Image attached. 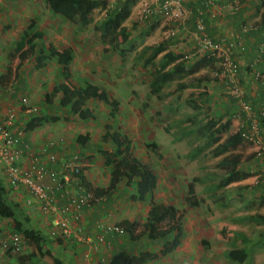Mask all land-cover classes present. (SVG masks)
Wrapping results in <instances>:
<instances>
[{
  "label": "crops",
  "instance_id": "1",
  "mask_svg": "<svg viewBox=\"0 0 264 264\" xmlns=\"http://www.w3.org/2000/svg\"><path fill=\"white\" fill-rule=\"evenodd\" d=\"M189 1L194 2V0H182V3L186 8L191 10L186 4L187 2L189 3ZM229 1L231 0L219 1L222 10L215 18H208L206 12H203L205 30L213 39L227 37L231 40L240 37V39L243 40L245 51L235 56L239 64L238 85L242 91L243 98L252 105L254 113H256L255 109L259 111L262 109H258L260 108L259 96L264 90V87L261 82L254 80L251 72L253 70L264 72V61H262V63L254 62L256 58V56H254V48H258L262 45L264 46V39L261 40L264 34L262 32L258 33L259 31L257 30L259 14L257 15L255 13L257 8H255L256 4L254 1L245 0L246 3H241L235 12H227L226 7ZM99 2L100 5L97 6L92 13L93 22L102 20L105 15L106 7L112 5V3H110L105 8H102L101 0H99ZM135 6H138L137 1H135L134 5L131 7V12L127 19L132 17L133 8ZM99 10L102 12L104 11L102 17L100 15L97 17L95 16V12ZM49 11L51 10L46 6L44 0H0V83L11 75L13 87L12 93L7 91L8 85L11 83H7L4 86L0 84V111L8 108L14 109L16 119L12 130L14 132H21V143L18 147L23 151L25 159H27L30 154H36L39 156L42 164L47 168L59 169L61 161L69 160L72 156L76 155L78 157V163L81 165V174L85 181L81 183L78 176H72L69 181V187L75 190L77 184H79L85 190L94 193L95 196H102L103 199L93 201L88 206H84L78 216L69 217L68 223L70 227L75 230L80 229L79 237L83 239L82 241H77L75 239H66L60 234V229L52 222L53 217H58L56 214L51 213L49 216L42 215L38 209L27 207L25 204L26 196L22 192H10V199L19 203L23 210L25 208L31 219L30 224L45 235L46 243L42 247V251L46 249L49 250L66 264H137L136 258H138L142 252H149L157 255L154 259L147 260L142 264H258L260 258L257 252L255 250H250L246 245L250 241L248 236L237 233L240 244L235 247H230L228 245L231 240L229 242L227 241L230 237H236L233 235L231 236V232H235L241 228V220H244V217L241 215H247L246 211L243 212V210H247L245 209V205H247V207L253 205L252 207L256 208L264 200V182L258 180L256 184L252 185L251 182H253L255 176L248 174V172H253L251 162L258 161L256 163L258 165L259 163H264V158L257 157L254 154V157L243 167L240 165L241 161H239L236 164L235 170L238 171L239 174L245 173L247 175L242 178H231L229 182H221V184H219L221 194H217V196L205 193L199 194L198 187H200V185L205 188V190L206 188L208 189L209 185L205 182H198V184L195 182L194 191L200 203L195 207L188 205L184 200L187 194L176 195L175 183L161 182L160 177L161 172H163V170L166 171V169H164V163L167 161V158L162 157L163 152L173 155L174 150L178 147L176 138L169 137L168 139V136H166L168 132L163 131V127L160 126L158 119H156V117L161 119L162 117L163 119L172 117V112L179 104L178 101L167 98V93L162 92L163 88L161 87L164 84L160 87L157 93L158 96L149 91L150 87L147 84L146 87L148 88H146V90L142 89L141 96L138 95L136 98L135 96L133 98L127 97V104L132 105L133 102H136V105L138 104L145 108H150L149 106L152 104L154 106L153 110H145L142 111L141 114H138V111L135 110L134 105H132L129 107L128 111L125 110V114L127 113V115L122 119L123 123L115 125V117L109 118L108 108L101 101L89 100L87 106L92 110L90 103L95 102L98 106L101 105L99 106L101 107V112L98 113L92 110L94 115L93 119L81 120L77 116L68 113L66 109L59 107L58 96H54L53 99L49 101L50 103L44 100V94L50 92L52 87L61 81L60 67L57 65L55 59H50L45 67L35 69L34 55H29L22 60L18 67H15L17 60V53L14 52L15 42L18 40L22 30L33 20L35 22V28L44 32L43 39L36 43L37 47L50 42L57 48H71L73 55L69 67L71 74L69 80L76 86L83 85L84 82L98 85L103 88L108 95V82L113 80L112 69L104 68L105 65L94 69V65L90 63L91 59H93V51L97 49L95 44V46L91 47L90 43L94 41L101 43L100 36L97 34L93 36L89 35L90 25L85 28H79L76 24L66 20L62 16H56L58 14L55 15L54 13L50 15ZM48 17L51 21L56 20V23H49L50 21L46 19ZM59 17L62 18L59 19ZM138 19L142 21L139 16ZM248 20L252 22L250 21L251 23H248ZM253 20L257 21L255 22ZM46 22L48 23L49 31L52 32L49 39L46 38L47 33L45 31H47V29L44 26ZM123 24L124 22L122 25ZM184 26V31L180 34L178 33L180 36L175 35L169 38L171 44L170 49L175 53L184 54L194 51L195 44L193 41L189 40V34L194 30L193 17L192 19L189 18L184 23ZM242 26L248 27V31L243 33L241 31ZM163 27L164 31L162 30ZM167 27L168 25L160 23L153 31L154 33L156 31L165 32ZM144 36L145 40L141 42V45L136 51L143 45H152L147 41V36ZM164 37L166 38V36ZM183 39L185 40L183 41ZM130 40L129 35L127 42ZM155 43L157 42L153 44ZM11 44L13 45L12 47ZM108 51L107 44H103L100 46V52H98L107 54ZM101 54L99 55L101 56ZM160 55L161 54L157 55V57ZM157 57L155 59H157ZM10 58L14 61L11 68L9 67L4 70L2 68L4 62L6 59ZM28 59L33 62L32 65L24 62ZM73 71L80 78L78 83L73 80ZM38 75L43 77L42 80H39ZM196 75L197 72L189 76L196 77ZM36 79L39 81V86L42 84L45 85V90L41 91L35 97V86H38V84L34 85ZM193 84L194 85L186 87L185 89L197 90V92L193 94L194 106L201 107L211 105L213 111L216 110L220 116L226 119L232 118L235 113V108L237 107V101L224 92L221 79L219 80V84L212 80L205 81L202 79L199 83L194 82ZM199 84L200 88L194 87ZM219 91H222L226 96L220 97L221 94H219ZM131 93H133V91H131ZM22 96H25L29 104L37 109L35 114H28L23 111L24 106L20 102V97ZM39 96L41 97V101ZM148 97H152V99ZM150 100H152L151 103L149 102ZM171 108H173V110ZM42 109L46 111H42ZM144 112L148 113L147 117H142L144 116ZM43 114L58 116L59 120L53 123L42 122L32 129H27L24 126L25 122L32 116H41ZM231 122L235 123L236 121L231 119ZM106 124L112 127L115 126L117 130L126 136L128 132H134L135 136L139 139L140 137L151 139V141L141 140L144 148L139 149L138 153L142 151L145 156H148V154L145 153V150L147 151L148 148L144 144H154L155 148L151 153L154 156L157 155L158 157H162L159 161L154 163L159 169L155 171V169L152 168L157 179L151 198L155 204L171 205L181 214V236L179 245L172 252L164 256L159 254L161 242L148 240L144 235L140 234L142 231V223L150 211L151 203L148 198L143 201H131L129 199V195L134 192L135 187L133 188L132 185H135V182L132 181L127 185L125 182L126 179H123L109 192H96V189H104L109 183V167L103 164V158L99 152V149L108 152L112 149V145L109 142L100 141V136L104 133ZM130 125H133V127H130ZM156 125H158V127ZM132 128L136 131L132 130ZM203 131L204 130H202V135ZM233 131L234 129L231 126L229 134ZM262 134L264 135V131L261 133L264 139ZM79 135L86 136L82 144L76 141V137ZM128 138L130 139V137ZM51 141L55 142L53 147H49L48 145ZM130 141L133 154L140 161L148 163L151 166V159L137 155L133 151L132 138ZM251 148L254 150L253 146ZM207 150L208 147L205 148V151L200 148L199 150H194L192 153L185 152L184 154L189 153L190 156H192L191 162L193 163L199 161ZM51 152L55 154L58 160L55 166L48 161V154ZM250 164L251 166H249ZM187 166L190 167V164ZM200 166L203 165L201 164ZM262 166L264 167V165ZM169 168L171 170V167ZM194 176L197 177L199 175H193V177ZM0 179L4 182L1 176ZM45 182L49 183L48 178H45ZM251 195L255 198H250ZM65 200L63 196H58V206L64 205L66 203ZM239 200L246 202H242L244 203L242 208L238 207L236 208L238 211L234 212L232 210V205L229 204L231 202H238ZM248 201H251V203H248ZM211 203L214 205L212 206ZM231 210L232 213L228 214ZM255 211L258 212L257 209ZM125 219L137 223L134 229V233H139L137 239H129L124 234V231L123 233L105 234L100 228L101 224L120 225L119 223ZM55 220H57V218L53 219L54 222ZM245 221L251 224L253 223L247 220ZM257 225L255 226L257 227ZM11 226L12 224H10L8 219H0V231L10 230ZM101 235L102 239L99 241L98 238L101 237ZM85 237L90 241H87ZM229 244L233 246L235 241ZM231 248H244L247 252L246 259L242 262H235L226 258L224 252ZM25 249H27V251H25ZM252 253H254V257L257 255V258H250ZM44 258L46 257L38 255L35 252L34 247L30 243L24 242L23 250L20 254L8 253L1 258L0 264H44V262L45 264H49L48 261L43 260Z\"/></svg>",
  "mask_w": 264,
  "mask_h": 264
},
{
  "label": "trees",
  "instance_id": "2",
  "mask_svg": "<svg viewBox=\"0 0 264 264\" xmlns=\"http://www.w3.org/2000/svg\"><path fill=\"white\" fill-rule=\"evenodd\" d=\"M243 4L245 0H240ZM256 4L257 11L259 8H264V0H252ZM256 1V2H255ZM46 6L55 14H58L66 20L73 22L79 28H85L90 25L89 35L97 34L103 44H108L111 49L122 54L125 50L124 44L128 41L129 33L122 25L125 19L130 15L131 7L135 0H114L111 6L106 7L105 15L102 20L93 22V10L100 5L99 0H44ZM195 2V0H194ZM192 1L186 3L191 11L192 17L196 16L197 10L206 12L208 16V8H206V0H196L195 4ZM195 6V7H194ZM205 15V16H206ZM192 17H190L192 19ZM205 21V18H204ZM159 24V20H154L150 24V29H154ZM258 33L264 34V9L259 12ZM147 30L146 33H149ZM256 30V31H257ZM142 35V34H141ZM44 32L35 28V22L31 20L24 30L19 35L15 42L14 52L17 53V60L15 67H18L22 60L29 55H34L35 69L45 67L50 59H55L57 65L60 67L61 81L55 84L50 92L44 94V100L48 103L54 97L58 96L59 107L66 109L71 115L77 116L81 120H90L94 118L92 110L87 106L89 100H97L103 102L108 107L109 118H114L118 110V101L107 95L106 91L98 85L84 82L83 85L75 86L70 80V63L72 60L71 48H57L52 43L48 42L45 45L37 47V41L43 39ZM212 37V36H210ZM213 39V38H212ZM264 39V35L261 40ZM264 43V42H263ZM170 40L165 38L152 45H143L136 53V57L142 61V66L151 65V80L148 82L149 91L152 94L158 93L160 87L173 78H182L184 76L192 75L203 67L215 68V60L207 58L206 56L196 57L191 60L184 59L182 53H175L170 49ZM263 46V45H262ZM260 47V46H259ZM258 47V48H259ZM258 48H254V56L261 60L264 56V46L262 53H258ZM245 51L244 47L236 55H240ZM161 54L157 57V55ZM247 55V54H246ZM157 57V59H155ZM194 57V56H193ZM156 62H155V60ZM252 73V72H251ZM179 80L175 90H182L186 87L192 86V82L199 83L201 79L192 78ZM260 105L258 109L264 108V90L259 96ZM255 109L257 115L259 110ZM206 116V115H205ZM59 120L58 116H50L43 114L41 116H32L25 127L32 129L40 123H53ZM231 119L224 122H219L212 117L207 116L206 121V143L205 148L217 142L220 139L219 134L229 133ZM259 124L264 129V120L259 118ZM105 131L100 136L101 142H109L112 145L111 151L101 150L103 164L109 167V183L106 188H98L96 192L106 193L113 190L118 182L126 179V184L135 182L134 192L129 195L131 201H143L149 199L151 203L150 211L142 223L141 235L151 241L161 242V249L159 254L164 256L172 252L178 245L181 236V214L176 208L171 205L155 204L152 201L153 190L156 186V175L152 167L148 163L140 161L131 150V141L118 130L113 129L109 124L105 125ZM263 135V134H262ZM264 136V135H263ZM86 139L85 135L76 137V141L80 144ZM242 141L238 132L230 133L219 143L216 154L220 155L227 151H233ZM147 148L154 149V144H145ZM240 161L237 155H231L224 162H219L227 169L229 175L228 181L231 178H242L245 173L239 174L236 171V164ZM80 169L78 177L82 183L84 177ZM244 174V175H243ZM249 174V173H248ZM198 180L197 177H192L190 182L186 185L187 195L185 202L191 206H198L200 200L196 198L194 191V182ZM10 191L5 186V183L0 179V219H8L12 224L11 229L14 232L20 233L24 237V241L30 243L38 255L45 256L49 264H66L56 255H53L49 250L42 251V247L46 243L45 235L40 230L34 228L30 224V217L25 208L22 209L19 203L10 199ZM244 220L253 222L255 224H264V214L253 213L244 216ZM123 227L124 234L131 240L137 239L139 233H134L136 222L122 220L119 223ZM23 250V248H22ZM157 255L149 252H142L136 258L137 264H142L147 260L154 259ZM224 256L235 262H242L247 257V252L244 248H231L224 252Z\"/></svg>",
  "mask_w": 264,
  "mask_h": 264
},
{
  "label": "built area",
  "instance_id": "3",
  "mask_svg": "<svg viewBox=\"0 0 264 264\" xmlns=\"http://www.w3.org/2000/svg\"><path fill=\"white\" fill-rule=\"evenodd\" d=\"M114 1V0H113ZM220 0H206L208 8V18H215L222 10L219 5ZM226 7L227 12H235L240 4V0H231ZM193 15L194 30L189 34V40L195 44L193 52L183 54L184 59L191 60L196 57L206 56L215 60L216 74L223 82V90L237 101V111L233 118L237 122L234 132H238L242 141L254 147V154L264 158V143L262 142V128L259 118L264 120V108L255 115L252 105L243 98L242 91L238 85L239 64L234 57L240 52L244 45L240 37L228 39L222 37L212 39L205 30L203 12L197 10ZM191 10L186 8L182 0H151L150 2H140L138 16L142 21L150 18L159 20V23L168 25L165 36L172 38L184 31V23L191 17ZM241 31L247 32L248 27L242 26ZM179 33V34H178ZM180 36V35H179ZM263 46L258 48V53H262ZM194 56V57H193ZM261 60H264V56ZM254 62H260L259 59ZM255 81H259L264 87V72L252 71ZM9 92L13 93L12 83L8 85ZM20 102L24 106V112L35 114L37 109L30 105L25 96L20 97ZM16 113L14 109L8 108L0 111V176L4 179L5 186L12 192H22L25 197L27 207L36 208L40 214L49 216L51 213L58 217L52 222L60 229V234L66 239L82 241L79 237L80 229L70 227L69 217H76L84 206H88L93 201L102 200V196H95L91 191L85 190L77 184L76 189L69 187L72 176H78L81 165L78 157L72 156L69 160L60 162L59 169L47 168L36 154H30L27 159L20 145L21 132L12 130L15 123ZM55 142L48 143L53 147ZM48 161L55 166L58 162L54 153L48 154ZM264 175V172H263ZM48 178L49 183L45 182ZM63 196L66 203L58 206V196ZM103 233H123V227L117 224H101ZM86 238V237H85ZM87 239V238H86ZM99 241L102 239L98 238ZM87 241H90L87 239ZM24 237L12 230L0 231V262L6 254H20L24 244ZM128 264V263H126Z\"/></svg>",
  "mask_w": 264,
  "mask_h": 264
},
{
  "label": "rangeland",
  "instance_id": "4",
  "mask_svg": "<svg viewBox=\"0 0 264 264\" xmlns=\"http://www.w3.org/2000/svg\"><path fill=\"white\" fill-rule=\"evenodd\" d=\"M135 1L138 2V6H139L140 2H150L151 0H135ZM110 3H113V1L101 0L102 8H105ZM138 6H135L133 8L132 17L130 19H127L124 21L123 26L128 31L131 40L123 45L125 50L122 54H120L118 51H114L113 49H111L108 44H107V47L109 49L108 53L106 54L103 52L101 54V53H99L100 52V46L103 45V43L102 42L101 43L95 42V41L90 43L91 47L96 45L95 47L97 48L93 51V54H92L93 59H91V62H90L92 65H94V69H96L102 65H105L104 68L106 67L108 69H112V72H113V80L108 82L107 90H108V96L111 98H114L115 100L118 101V110H117V113H116V116L114 119L115 125H117L119 123H123L122 119L126 117L125 115H127V113L125 114V110L128 111L129 107L132 105H134L135 110L138 111V114H141L142 111H145V110L146 111H152L153 107H154L152 104L149 106L150 108H145V107L139 106L138 104L136 105V102H133L132 105L126 103L127 97L133 98L135 96V98H136V97H138V95L141 96L142 95V89L146 90V88H148L146 86H147L148 82L151 80V74H150L151 70H152L151 65L143 67L141 64V60L136 57V53H137L136 49L141 45V42L145 40L144 35L147 36V41L149 43L153 44L154 42H158L160 40L165 39L164 36L166 34L165 32H163L164 27L162 29L163 30L162 32L156 31L154 33L153 29L152 30L150 29V24H152V22H154V19L150 18L147 21H143V22L140 21L138 19V10H139ZM263 9L264 8H259L258 11L256 9L255 13L258 15L259 12ZM101 10L95 12L96 17L99 15L102 17L104 11L102 12ZM49 12H50L49 13L50 15L54 14L51 11H49ZM56 16H59V15H56ZM60 18H62V17H59V19ZM46 19H47V21H50L49 23H51V22L56 23V20L51 21V19H49V17ZM250 21L251 20H248V23L252 22V21L251 22ZM253 21L256 22L257 20H253ZM44 26L47 29V31H45L47 33L46 38L49 39L52 32L49 31V26H48L47 22L44 23ZM149 29H150L149 33H146L147 30H149ZM184 40L185 39H183V41ZM12 46L13 45L11 44V47ZM99 54H101V56ZM13 62L14 61L11 58L6 59L2 68L4 70H6L9 67L11 68ZM24 62L31 64V65L33 64V62L29 59L24 61ZM34 71H35V69H34ZM102 72H103V70H102ZM216 73L217 72H216L215 68H213V67H203L197 71L196 77H192V78H199V79H202L205 81H211L212 80L213 82H216L217 84H219L220 77ZM38 77H39V80H42V78H43L40 75H38ZM190 77L191 76H184L182 78H178V77L173 78L172 80L166 82L161 87V88H163L162 92L168 94L167 98H171V100H176L179 102L177 107H175V109H174L175 112L174 111L172 112V115H171L172 117H169V118L166 117L165 119H163V117H162V119L159 117H156V119H158V122L160 123V126L163 127V131L168 132L166 135V136H168V139H169V137H171V138L175 137L177 140V143H178V147L174 150L173 155H169V154H166L165 152H163L162 157L167 158V161H165V163H164V169H166V171L163 170V172H165V173L161 172V174H160L161 182H174L176 195H181L184 193L187 194V191H186L187 183L190 182L193 175H199V176H197L198 180L196 181V183L198 184V182H205L206 184L209 185L208 189L206 188V190H205V188H203L200 185V187H198L199 188V194L205 193V194H211V195L217 196V194H221L219 184H221V182H229L228 181L229 175L227 174V169L221 165H218V163L224 162L231 155L232 156L237 155L239 158H241L240 159V161H241L240 165L243 167V166H245V164H248L249 160H251L252 157H254V150L251 148L252 147L251 144L244 142V141H241L240 144L237 146V148L234 151H227L225 153L217 155L216 151H217V148L219 146V143L222 142L229 134V133L225 132V133L219 134L220 139L217 142L212 143V145H210L208 147V150L199 159V161L193 162L194 164L191 162L192 156H190L189 153H192L194 150H199L200 148L205 151V147H204L205 145L204 144L206 143L205 129L207 127L206 126L207 116L212 117L215 120H218L219 122H224V121L229 120V119H226V118L220 116V114L216 110L213 111V108L211 105L210 106H201V107L194 106L193 94L196 93L197 90L196 91L195 90H186L185 88L182 90H175L177 82H179V80H185V79L187 80ZM73 78H74L73 80L77 83L80 81L79 76L77 74H75L74 71H73ZM1 82L2 83H0V84H3V86L6 85L7 83H11L12 82L11 81V75H9L6 79L2 80ZM38 82L39 81L36 79V82L34 83V85H37ZM192 83H194V82H192ZM192 85H194V84H192ZM199 86H200V84L197 86L195 85L194 87L200 88ZM35 89H36V94L34 96L36 97L41 91L45 90V85L42 84L39 86V84H38V86H35ZM131 91H133V93H131ZM190 92H193V93H190ZM219 94H221L220 97L226 96V94H224L222 91H219ZM39 98L41 101L40 96H39ZM148 98L152 99V97H148ZM182 101H185V102H182ZM149 102L151 103L152 100H150ZM99 106H101V105H99ZM99 106L97 104H95V102L90 103V107L92 108V110L96 111L98 113L101 112L100 111L101 107H99ZM171 109L173 110V108H171ZM42 111H46V110L42 109ZM235 111H237V107L235 108ZM203 113L206 114V116ZM201 114H202V116H201ZM147 116H148V113L144 112V116H142V117H147ZM198 116H201V117H198ZM230 119L235 120L233 117ZM237 125H238L237 122H235V123L231 122L230 123V126H232L234 130L236 129ZM156 126L158 127V125H156ZM130 127H133V125H130ZM113 129L117 130V128L115 126L113 127ZM132 130L136 131L133 128H132ZM202 130H204L203 135H202ZM232 133H234V131ZM127 137H130V139L132 138V144H133V148H134L133 151L137 155L151 159V167L153 169H155V171H156V169H159L157 165L156 166L154 165V163L159 161V159H161L162 157L161 156L158 157L157 155L154 156L151 153L154 149L148 148L147 151L145 150V153H147L148 156H145L144 152H142V151L140 153H138L139 149L144 148L141 140L144 139L147 141H151V139L145 138V137H140V139H139L135 136L134 132H130V133L128 132ZM262 142L264 143L263 137H262ZM154 148H155V146H154ZM185 152H189V153L184 154ZM80 160L82 161L81 157H80ZM92 161H94V160H92ZM253 162H255V163H253ZM257 162L258 161H252L251 162V164L253 166V168H252L253 172H248L249 174H252L255 176L253 182H251L252 185L256 184L258 180L261 182H264V175H263L264 167L262 166V165H264V163H259L257 165L256 164ZM189 164H190V167L187 166ZM201 164L203 166H200ZM251 164L249 166H251ZM169 167H171V170ZM262 167H263V169H262ZM132 187L134 188L135 185H132ZM250 198L253 199L255 197L251 195ZM242 202H244V201L239 200L238 202H235V203L231 202L229 205H232V207H233L232 210L234 212H237L238 209H236V208H238V207L242 208V206L244 205V203L246 201L244 203H242ZM248 203H251V201H248ZM213 205L214 204H212V206ZM245 206H246V208L245 207L244 208L247 210H243V212L246 211L247 215L251 214V213L253 214V212L256 213L257 212V211H255L256 209L258 210V213L264 214V200L256 208H253L252 207L253 205L252 206L250 205V207H247V205H245ZM232 210L229 211L228 214L232 213ZM233 214H235V213H233ZM237 214H236V216H237ZM244 215H246V214H242L241 216L244 217ZM241 221H242L241 222L242 225H240L241 228L235 232L230 233L231 236L233 235L236 237H230L229 240L227 241V242H229L231 240L229 243H232L233 241H235V244L232 246L228 243V245L230 247L239 246L240 242H239V237L237 236V233H240V235L243 234V235L248 236L250 241L246 245L249 247L250 250H255L257 252L258 257L260 258L258 264H264V224H258L257 225L254 223H252V224L248 223L245 220H241ZM255 225H257V227ZM220 242H222V241H220ZM227 242H225V243H227ZM25 251H27V249H25ZM250 258H257V255L254 257V253H252ZM43 260L48 261L47 258H44ZM44 264H45V262H44Z\"/></svg>",
  "mask_w": 264,
  "mask_h": 264
}]
</instances>
